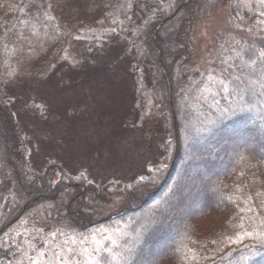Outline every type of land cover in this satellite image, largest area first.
I'll return each instance as SVG.
<instances>
[{
	"label": "trees",
	"instance_id": "trees-1",
	"mask_svg": "<svg viewBox=\"0 0 264 264\" xmlns=\"http://www.w3.org/2000/svg\"><path fill=\"white\" fill-rule=\"evenodd\" d=\"M132 1L0 0V264H20L36 241L11 229L42 221L61 238L108 230L98 264H264V34L243 36L204 96L194 39L214 0H143L137 32L118 33ZM65 53L79 68L126 60L136 87L119 133L162 141L141 174L104 187L111 199L84 178L36 174L17 130L25 106L3 99L7 85L41 83Z\"/></svg>",
	"mask_w": 264,
	"mask_h": 264
},
{
	"label": "rangeland",
	"instance_id": "rangeland-1",
	"mask_svg": "<svg viewBox=\"0 0 264 264\" xmlns=\"http://www.w3.org/2000/svg\"><path fill=\"white\" fill-rule=\"evenodd\" d=\"M138 3L141 5L143 0L132 1L134 14L122 22L118 33L130 28L137 32L143 19ZM235 5L241 7L236 8L237 14L233 11ZM100 33L84 32L86 37ZM257 33L264 34V0H214L208 15L196 24L194 39L192 70L196 75L192 76L207 78L204 96L217 87L226 66L225 57L238 51L243 36ZM108 34L117 36L114 32ZM116 49L109 46L108 54L114 61ZM74 63L72 55L65 53L41 83L22 90L7 85L3 99L10 98V104L17 103L21 109L25 106L17 113V130L27 162L36 174L41 170L51 172L55 184L66 178H84L93 183L97 195L111 199L116 194H109L104 187L114 191L113 187H123L141 174L162 141L148 132L119 133L118 120L130 119L127 116L136 87L129 80L126 60L120 65L119 61L112 63V67L79 68L73 67ZM30 106L35 111L26 114ZM29 229L36 241L20 264H98L99 248L110 235L106 229H97L85 236L61 238L62 229L43 221L31 228L21 223L10 233Z\"/></svg>",
	"mask_w": 264,
	"mask_h": 264
},
{
	"label": "water",
	"instance_id": "water-1",
	"mask_svg": "<svg viewBox=\"0 0 264 264\" xmlns=\"http://www.w3.org/2000/svg\"><path fill=\"white\" fill-rule=\"evenodd\" d=\"M174 124H175V120H174ZM8 226H10V225H8Z\"/></svg>",
	"mask_w": 264,
	"mask_h": 264
}]
</instances>
